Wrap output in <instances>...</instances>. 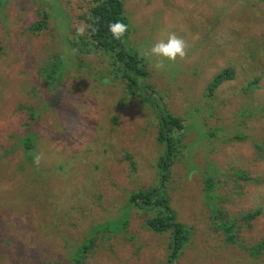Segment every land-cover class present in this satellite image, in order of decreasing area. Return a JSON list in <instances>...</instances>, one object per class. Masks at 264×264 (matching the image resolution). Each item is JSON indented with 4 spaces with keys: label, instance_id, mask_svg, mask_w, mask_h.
I'll list each match as a JSON object with an SVG mask.
<instances>
[{
    "label": "rangeland",
    "instance_id": "obj_1",
    "mask_svg": "<svg viewBox=\"0 0 264 264\" xmlns=\"http://www.w3.org/2000/svg\"><path fill=\"white\" fill-rule=\"evenodd\" d=\"M84 3L0 0V200L7 202L0 223L12 231L8 236L16 232L13 241L20 245L6 250L0 239V264H53L92 237L97 250L92 246L85 264H169L170 235L146 230L148 216L140 210L132 209L126 234L96 230L128 215L123 213L131 192L159 185L157 162L165 148L157 140L159 110L141 97L127 98L125 83L115 78L103 92H95L90 72L106 73L105 65L83 55L82 67L73 56L69 28L82 23ZM126 9L136 28L130 45L144 58L148 83L184 120L185 129L176 136L188 149L172 168L169 195L191 239L177 264H264V252L253 256L245 250L264 243V214L252 228L242 227L238 243L229 244L224 230L212 222L203 184V174L212 170L214 202L228 219L264 210V160L253 145L264 146V0H126ZM43 18L48 27L31 32ZM215 18L225 20L224 43L211 33ZM173 32L185 41L187 56L158 69L156 58L145 52ZM63 53L68 59L63 78L48 90L41 72ZM230 64L245 66L209 101L208 85ZM261 72L259 88L246 93ZM31 85L44 90V96L32 100L23 90ZM47 98L57 104L43 109ZM246 101L260 103L263 112L245 113L250 110ZM19 103L44 110L35 148V156L42 157L38 166L22 148L3 154L15 144L6 134L22 123L14 114ZM238 133L245 141L231 140ZM235 171L248 172L259 183L236 179Z\"/></svg>",
    "mask_w": 264,
    "mask_h": 264
},
{
    "label": "trees",
    "instance_id": "obj_2",
    "mask_svg": "<svg viewBox=\"0 0 264 264\" xmlns=\"http://www.w3.org/2000/svg\"><path fill=\"white\" fill-rule=\"evenodd\" d=\"M249 3L248 5H252ZM224 14V11L222 12ZM245 15V11H240L239 16ZM79 20L82 22L75 28H69L71 32V38L68 40V44L72 50V54L79 64L81 63V57L88 55L96 58V62L104 64L106 67V73L100 72L98 69L95 72H90L93 75V90L95 92H103L108 84L112 83L110 78L116 80H122L126 85L127 98L136 99L141 97V102L147 103V105H153L159 110L160 114V129H158L157 140L164 145L165 152L157 162L159 185L152 187L148 190H140L131 192L126 202V212L123 217H119L118 220H113L99 225L96 230L101 233L108 231L110 234H126L130 223L132 209L140 210L148 216L145 222L146 230L154 234H166L170 235L168 261L169 264H177L179 258L183 253L184 248L188 245L191 237V230L188 226L177 221V212L171 206V196L169 195V187L172 180V168L177 162L180 155L188 148L181 145V142L176 136V133L181 131L185 126L183 125V119L176 116L169 109L163 96L155 90L149 83L150 72L146 70V64L144 58L139 53L134 52V48L130 45L133 42V33L135 26L132 23L130 16L126 9V0H86L83 6V13L79 16ZM120 21L128 26L127 32L121 38V40H115L109 32V24ZM216 23L211 22V33L214 34L216 40L219 43L226 42L227 36L225 31V20L222 22L215 18ZM69 23V22H68ZM89 25L85 28L84 35H77V28L81 25ZM221 26V29L218 27ZM48 27V21L43 18L41 21L36 22L30 27V31L39 34L45 28ZM68 54V51H66ZM250 56V54H249ZM248 56V58H249ZM67 57L60 54L53 58L48 64L47 68L41 72L47 89H52L53 85H56L58 81H61L65 72L63 65L67 62ZM242 66L228 65L224 70L217 74L211 83L208 85L205 92V97L209 101H214L217 97L218 90L227 82L235 80L237 71ZM253 67H257L255 63H252ZM264 67V63L262 64ZM83 67V64H82ZM80 67V68H82ZM100 72V78L96 75ZM261 76L254 77L249 86L245 88V92L248 94L254 93L259 88ZM32 100L42 98L45 91L37 86L31 85L28 88H23ZM63 89L59 92L62 93ZM142 92V93H141ZM43 109H47L51 104L56 105L57 101L53 98H47ZM125 104H122L120 108H123ZM246 106L250 108L245 110L248 112H263L261 104L255 105L252 101H246ZM44 110H41L36 105L28 103H19L16 106L15 113L22 119V123L19 126V130L11 133H7V139L9 142L15 141L13 148L2 149L3 154L7 156L16 148H22L25 152V156L30 163L34 162L36 143L39 139L38 125L41 115ZM209 137H216V133L208 134ZM232 141H245L243 134H235ZM257 151L258 156L264 160V154L261 152L264 149L263 145L253 144ZM128 159L133 164L131 157ZM134 165V164H133ZM23 169V167H21ZM212 171V170H211ZM208 173L203 174L204 184V196L209 204L211 219L213 223H216L217 229L224 230L226 234V242L229 244L238 243V237L241 234L242 227L252 228L253 222L264 214L263 208L257 210H250L247 213L244 212L238 218L228 219L224 214L221 207L214 201L217 196L214 194L217 184L215 176ZM236 179L242 180L245 183H259L258 178L251 177L248 172L235 171ZM6 201L0 200V213L2 207L6 204ZM155 208L156 213H150ZM128 216V217H127ZM1 220V215H0ZM244 223V224H241ZM246 224V225H245ZM214 227V225H213ZM215 229V227H214ZM11 230H3L0 223V239L1 246L6 249H12L13 247L19 248L20 245L13 241V237L16 236ZM96 237L90 238L88 241L83 242L80 246L76 247L72 251L70 256L63 254L59 255V261L53 260V264H63V260H66L64 264H85L88 256L91 254L93 247L94 251L97 250ZM93 246V247H92ZM251 255L257 256L264 252V243H260L252 248H245Z\"/></svg>",
    "mask_w": 264,
    "mask_h": 264
},
{
    "label": "clouds",
    "instance_id": "obj_3",
    "mask_svg": "<svg viewBox=\"0 0 264 264\" xmlns=\"http://www.w3.org/2000/svg\"><path fill=\"white\" fill-rule=\"evenodd\" d=\"M89 25H81L77 28V35H84L85 28ZM109 32L115 40L121 38L127 32L128 26L123 22L116 21L109 24ZM145 55L148 57H155V67L162 69L165 66V61L175 63L177 58L183 60L187 56L186 44L183 39L178 37L174 32L169 33L167 40H160L146 50ZM42 157L38 154L34 157V163L38 166Z\"/></svg>",
    "mask_w": 264,
    "mask_h": 264
}]
</instances>
